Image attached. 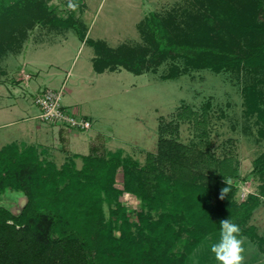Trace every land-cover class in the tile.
<instances>
[{
  "label": "trees",
  "instance_id": "16d2710c",
  "mask_svg": "<svg viewBox=\"0 0 264 264\" xmlns=\"http://www.w3.org/2000/svg\"><path fill=\"white\" fill-rule=\"evenodd\" d=\"M70 2L79 5L81 0ZM206 8L187 29L173 16L150 12L138 24L144 43L136 46L114 48L103 40L87 39L95 52L93 70L119 66L139 74L165 58L179 56L192 67L217 70L242 65L255 73L263 71L264 0H208ZM82 24L63 18L45 0H0V59L18 50L36 25L73 28L81 36ZM245 92L246 112L257 113L264 121V106L256 92L251 88ZM164 141L160 139V144L169 148ZM82 157L80 169L73 161L58 168L51 161L41 162L34 145L19 150L11 142L0 148V193L14 189L25 199L19 212L0 205V264H174L169 252L181 232L188 234L181 257L208 234L219 231L222 219L237 223L243 234V226L264 197V155L255 159L263 179L258 192L248 193L239 202L233 199L234 184L222 178L209 177L205 185L193 183L179 155H163L178 178H158L155 185L146 172L135 173L123 164L119 152L108 158ZM120 166L124 173L121 190L113 186ZM120 191L140 197L137 234L131 232L124 213L120 214L118 236L105 223L102 194L110 203ZM121 208L116 203L111 210L114 219ZM151 211H159L156 220L149 219ZM251 231L249 227L252 235Z\"/></svg>",
  "mask_w": 264,
  "mask_h": 264
},
{
  "label": "rangeland",
  "instance_id": "374dc122",
  "mask_svg": "<svg viewBox=\"0 0 264 264\" xmlns=\"http://www.w3.org/2000/svg\"><path fill=\"white\" fill-rule=\"evenodd\" d=\"M45 1L63 18L81 21L82 35L73 28L57 33L36 27L29 32L21 54L15 56L16 63L34 60L26 69L39 74L33 81L43 87L59 88L64 83L61 104L77 105L92 120L91 128L79 130V136L86 131L101 134L87 153L81 147L70 148L84 154H63L34 145L41 162L48 160L59 168L73 161L74 167L80 169L84 155L108 158L119 152L123 164L135 173L146 172L155 185L158 178H178L179 173L173 176L168 158L163 157L173 154L179 155L183 171L187 170L188 179L195 184L205 185L209 177L222 178L234 184L236 202L242 201L244 194L258 192L263 179L256 170L255 159L264 155V121L257 113L246 112L245 90H254L260 106H264V70L255 73L242 65L217 70L192 67L179 56L165 58L155 68L139 74L119 66L102 73L92 69L95 52L87 39L103 40L114 48L120 44H143L138 24L150 12L165 18L173 16L180 27L187 29L197 15L207 12L208 0H81L79 5L73 3L71 9L70 0ZM13 55L8 52L5 56ZM1 87L5 90L4 85ZM14 88L13 96L0 97V105L10 102L19 107L0 108V147L12 141L25 142L18 144L22 150L31 145L27 143L35 142L36 122L46 123L34 119L39 110L32 95L21 85ZM160 139L169 142V148L160 144ZM47 147L52 148V144ZM123 177L120 166L114 175L115 188L122 189ZM123 192L127 191L117 193L110 203L102 194L104 220L116 236L120 214L124 213L132 233L137 234L140 225V197L131 192L126 197ZM24 201L20 191L6 189L0 193V205L12 212H19ZM116 203L122 208L114 219L111 210ZM158 214L159 211H151L149 219L156 220ZM243 230L247 233L249 227L245 225ZM218 233L208 234L181 257L188 237L181 232L169 252L174 264H217L209 241L215 242Z\"/></svg>",
  "mask_w": 264,
  "mask_h": 264
},
{
  "label": "crops",
  "instance_id": "0c3cea01",
  "mask_svg": "<svg viewBox=\"0 0 264 264\" xmlns=\"http://www.w3.org/2000/svg\"><path fill=\"white\" fill-rule=\"evenodd\" d=\"M36 27H41L42 29L46 30V32L55 31L57 33H61V31L64 30L59 28H52L49 26L36 25L31 30L28 31L27 38L29 32H31ZM27 38L24 40L22 46L18 50L10 51L12 52V54H14L13 56H5L8 53L7 52L0 59V97H2L3 95L13 96V90L16 91L14 87H19L20 85L23 86L27 91V93L30 94L36 92L39 88L43 87L39 83L36 84L35 81H33V79L35 80L36 78H38L39 74L38 73L34 74L26 69L28 65H32L33 63H35L34 60L29 59L26 61L23 60L21 63L18 62V64L16 63L17 60L15 56H19L21 54L24 48V43L27 40ZM93 57L94 56H92V58ZM92 58H91V64H92ZM23 65L25 67L26 72L29 74V78L27 80H25L23 75L19 72ZM96 73H102V72H96ZM3 85L5 86L4 87L5 90H3V88L1 87ZM71 106H75L80 111V108L77 105H71ZM3 107L9 110L12 109L17 110V108H19L17 107L16 104H12L10 102L5 103L4 105H0V108ZM33 116L34 119H37L36 114H34ZM46 124L41 125L40 122L38 123L36 122L35 124L36 140L33 143H27V144L41 146L43 148L48 149V151L58 150L60 153L63 154L65 152L84 154L76 151H71L70 148L81 147L82 149L86 150L87 153L89 147L92 144H94V142L96 141L95 140L96 137L101 134L99 131H96L95 133L86 131L87 133L84 136H79L78 131L70 130L66 128H58L54 125L51 124L46 125ZM27 130L31 131L32 129L28 127ZM12 142H16L17 144L25 143L18 141H12ZM50 143L52 144V148L54 149L47 147ZM250 193H255V192H250ZM246 227L252 228L251 231L252 235L250 234V232L240 234V236L243 238V246H244V252H243L244 260L242 261V264H264V197L261 198L260 204L253 210L251 217L248 219L246 223ZM218 234H216L217 239L219 236ZM209 243L210 244L213 243V240L209 241Z\"/></svg>",
  "mask_w": 264,
  "mask_h": 264
},
{
  "label": "built area",
  "instance_id": "2783aa9c",
  "mask_svg": "<svg viewBox=\"0 0 264 264\" xmlns=\"http://www.w3.org/2000/svg\"><path fill=\"white\" fill-rule=\"evenodd\" d=\"M74 6L70 2L69 9ZM25 80L29 78L24 65L19 71ZM68 74H66L67 76ZM64 90V83L59 88L41 87L32 93L33 103L38 108L36 118L44 123L54 125L58 128H66L70 130H88L92 126V120L82 114L75 106H64L61 104V97ZM124 196H129L128 192H123ZM247 194L242 195L244 200Z\"/></svg>",
  "mask_w": 264,
  "mask_h": 264
},
{
  "label": "clouds",
  "instance_id": "9594fccd",
  "mask_svg": "<svg viewBox=\"0 0 264 264\" xmlns=\"http://www.w3.org/2000/svg\"><path fill=\"white\" fill-rule=\"evenodd\" d=\"M223 192H227L224 188ZM240 227L231 219L220 220L218 239L209 245L217 264H242L244 260L243 238Z\"/></svg>",
  "mask_w": 264,
  "mask_h": 264
}]
</instances>
